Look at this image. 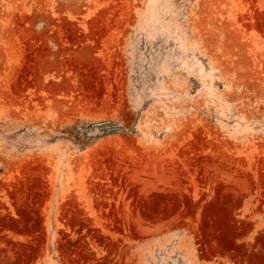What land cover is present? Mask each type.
<instances>
[{
  "label": "rangeland",
  "instance_id": "obj_1",
  "mask_svg": "<svg viewBox=\"0 0 264 264\" xmlns=\"http://www.w3.org/2000/svg\"><path fill=\"white\" fill-rule=\"evenodd\" d=\"M0 264H264V0H0Z\"/></svg>",
  "mask_w": 264,
  "mask_h": 264
}]
</instances>
